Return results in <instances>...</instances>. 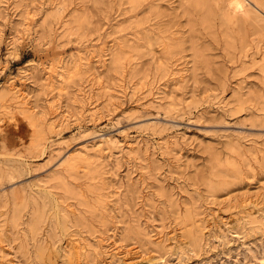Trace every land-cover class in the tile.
<instances>
[{"label":"rangeland","instance_id":"rangeland-1","mask_svg":"<svg viewBox=\"0 0 264 264\" xmlns=\"http://www.w3.org/2000/svg\"><path fill=\"white\" fill-rule=\"evenodd\" d=\"M244 3L0 0V264H264V0ZM102 138L98 167L61 163Z\"/></svg>","mask_w":264,"mask_h":264},{"label":"bare ground","instance_id":"bare-ground-1","mask_svg":"<svg viewBox=\"0 0 264 264\" xmlns=\"http://www.w3.org/2000/svg\"><path fill=\"white\" fill-rule=\"evenodd\" d=\"M256 1L259 2V0H256ZM205 3H206V0H192V5L195 6V7H201ZM225 5H227V8H228L229 12H231L233 14L238 15V14H241V13L245 12L246 5L244 3V0H225ZM205 13H208V12L206 11ZM59 75L63 79V76L61 74H59ZM8 79H9V77H8ZM4 90L7 91V93H10L12 95V99L15 102V104H16V106H17L19 111H21L22 113H26L27 116H29V117L33 116L32 114H30L32 112L29 111V107H28L27 102H26V96H25L24 92L22 91V88L17 86V83H15V81L13 79L9 80V82L6 85V87L4 88ZM160 100H162V99H157L158 102ZM3 111H4V109L0 113H2ZM54 121H55V119L49 121L48 124H49L50 127L54 126ZM105 140H107V139L102 138V140H99L98 142L96 141L97 143L96 142L95 143L92 142L93 144H90V145L85 144L83 146V150L82 151L70 154L61 163L64 164V166H69L70 168L76 167L77 169L81 168V167H89V166H95V165L98 167V164H100V162L97 163L95 159L92 160L93 158H92L91 154L93 153L97 157V159L100 160L102 155H103V153L106 150V146H105L106 141ZM110 141H111V139H110ZM99 188H104V187H102L100 185ZM105 205L106 204L104 202L101 205L103 207L102 208L103 210L105 209ZM79 246H80V244L76 243L75 245H73V248L78 249Z\"/></svg>","mask_w":264,"mask_h":264}]
</instances>
